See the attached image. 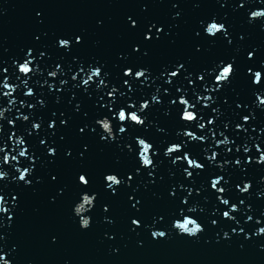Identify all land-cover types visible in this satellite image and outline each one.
I'll return each mask as SVG.
<instances>
[{
  "label": "snow or ice",
  "instance_id": "1",
  "mask_svg": "<svg viewBox=\"0 0 264 264\" xmlns=\"http://www.w3.org/2000/svg\"><path fill=\"white\" fill-rule=\"evenodd\" d=\"M216 3L220 9L226 7L224 0H216ZM247 3L248 0H233L228 6L234 13L244 10L242 26L257 27L264 32V7L249 10ZM256 4H264V0H256ZM154 6L152 0H136L134 7L138 11L125 13L123 23L132 39L125 50L116 53L117 62L111 67L100 58L85 59L77 54L87 43L84 30L53 34L51 46L60 55L43 69L39 64L43 63L42 58H50V53L48 45L40 44V40L48 33L34 35L33 42L22 47L20 54L11 59L14 78L19 84L10 82L9 67L0 62V98L7 99L8 105L18 103L20 109L28 112L25 115L17 110L14 118H8L6 112L10 109L0 107V122L6 121L10 127L7 140L12 142V150L17 153L10 156L5 151L8 145L0 139V180L8 176L3 169L7 165L15 171L14 182L35 192L36 185L44 183V177L38 174V166L54 165L58 159L78 161L79 166L72 173L71 188L63 182L59 172L50 171L48 183L55 186L54 195L49 197L50 204H56L58 198L72 191L71 213L79 231L91 228V213L97 207L102 190L107 195L99 207L107 224L115 223L112 205L123 194L129 232L139 235L146 231L157 242L167 240L173 234L198 242L206 228L197 212L199 205L195 198L207 201L210 196L214 197L216 203L210 217L239 224L236 214L241 211L239 206L245 205L252 188L247 169L253 165L264 166V141L259 144L253 141L249 145L251 137L247 136L250 128L264 132V126L256 127L257 110L264 113V57L257 55L256 47L243 46L248 33L235 30L227 13L209 12L196 19L188 52L164 60L153 71L143 59L152 56L163 43L174 47L179 35L177 29L183 22L180 0H168L167 18L153 15L151 9ZM201 6L202 0H192L193 9ZM40 8L34 15L37 24L44 22L43 6ZM95 24L97 28L103 27L101 19H96ZM217 43L231 49V53L216 56L193 68V62ZM113 69L117 70L115 75ZM42 73H46V77ZM34 76L41 77L43 83L34 80ZM237 77L246 81L254 96L251 108L238 94L231 104L224 95ZM45 87L47 94L41 91ZM18 91L22 99L14 95ZM47 96L52 98L54 105L66 103L71 110L56 107L49 109L47 117L41 116L39 111L47 106ZM84 100L91 103V110L85 109ZM225 106L231 110L230 119H221ZM155 108L175 121L177 130L171 138L157 141L147 134L149 129H154L167 137L165 127L149 119ZM74 118H78L79 123L74 126L73 134L80 138L79 147L75 149L63 134L64 129L73 127ZM0 129H3L2 123ZM33 138L38 141L39 154L29 143ZM106 149L118 151L130 161V167H119L118 156L112 166L99 172L98 188L96 173L85 166V162ZM17 156L26 159L23 167L18 166ZM165 160L170 181L166 196L152 190L164 181L159 166ZM177 172L182 178L173 181ZM258 182L264 184V176H260ZM148 193L156 199L171 201L172 207L146 212ZM18 197V193L12 194L9 200L5 194H0V228L5 224L10 227L15 220ZM247 210L251 211V207ZM203 211V208L199 209V212ZM210 217L208 224L217 226L218 220ZM260 217L264 218V210ZM245 220L250 221L252 217L247 216ZM255 223L259 225L261 219ZM220 231L222 237L218 234L217 242L231 239L228 231ZM231 234L237 237L242 234L244 242L250 238L243 227L231 229ZM115 235V232L105 233L108 240L114 239ZM251 235H264V227L255 228ZM4 239L5 236L0 234V242ZM57 242L58 236L51 235L50 243ZM137 244L142 241L138 240ZM16 247L14 244L6 252L0 246V264H12L6 257ZM260 247L264 249V244ZM240 248L243 250V242Z\"/></svg>",
  "mask_w": 264,
  "mask_h": 264
},
{
  "label": "water",
  "instance_id": "2",
  "mask_svg": "<svg viewBox=\"0 0 264 264\" xmlns=\"http://www.w3.org/2000/svg\"><path fill=\"white\" fill-rule=\"evenodd\" d=\"M135 2L136 0H0V62L9 67L10 82L19 84V81L14 78L11 59L20 54L22 47L33 42L34 35L43 32H47L48 35L41 36L40 44L48 45L47 50L50 53V58H42L43 63L39 64L41 69L51 64L60 55L51 46L53 34L69 30H84L87 34L86 46L78 51L79 56L85 59L100 58L111 67L113 63L117 62L116 53L125 50L128 42L132 39V36L125 30L123 20L125 13L138 11V8L134 7ZM167 2L168 0H152L155 5L151 9L152 14L167 18L169 15ZM224 2L226 7L220 9L216 0H202V6L193 9L192 0H180L183 8V22L177 29L179 35L176 45L172 47L166 43L161 44L154 54L144 58L143 62L149 63L153 71H156L164 60L187 53L191 30L195 26L196 19L209 12L217 11L221 14H228L235 30L248 33L243 42L245 48L252 45L256 47L257 55L264 57V32H260L257 27L242 26L244 10L234 13L228 6L232 4L233 0H224ZM40 6H43L44 22L37 24L34 15L35 11L41 10ZM246 7L252 10L256 7H264V4L257 5L256 0H248ZM96 19L103 21L102 28L96 27ZM231 51V49H226L222 43H217L211 46L207 54L195 60L192 66L198 68L216 56L230 54ZM65 59L67 60L68 57ZM73 71H75L74 68ZM112 71L113 75L117 72L116 69ZM42 76L46 77V73H42ZM33 79L43 83L41 77L34 76ZM20 90L22 91V86ZM150 90L154 89L150 88ZM41 91L47 94L46 87ZM237 94L240 100L247 103L250 108L253 107L254 96L242 77H237L231 87L224 92L230 104ZM14 95L20 99L23 98L19 91ZM47 99V106L39 111L43 117H47L49 109L56 107L61 110H71V106L66 103L54 105L50 96H47ZM83 103L86 110H91L89 101L84 100ZM0 107L10 109L6 112L8 118H14L17 110L25 115L28 114L26 109L19 108L18 103L8 105L5 98H0ZM222 111L224 117L221 119L231 118L230 108L225 106ZM257 116L256 127L264 126V113L257 110ZM149 119L158 122L159 126L166 129L167 137L156 133L154 129L148 130L147 134L157 141L171 138L177 130L175 121L164 117L159 108L151 110ZM0 123L3 124V129H0V139L8 145L5 151L10 156L17 155L16 151L12 150V142L7 140L10 127L6 121ZM78 123L79 119L74 118L73 127L63 130L66 141L74 146V149L78 148L80 144V138L73 134L74 126ZM41 134L43 135V131ZM247 136L251 137L248 140L249 145L253 141L257 144L264 141V132L254 131L251 128ZM29 143L31 148L39 154L38 141L33 138ZM196 150L194 148V151ZM118 156H120L119 167L122 169L130 167V161L114 149H106L103 153L85 162V166L96 173L98 188H100L99 172L105 167L112 166ZM17 161L18 166L23 167L26 164L25 158L17 156ZM78 166V161L60 159L54 165L38 166V174L44 177V183L36 185L35 192L14 182L12 180V176L15 175L14 169L7 165L3 166V169L8 172V176L6 179L0 180V194H5L6 199L9 200L12 194H19V207L15 213V220L10 227L5 224L3 228H0V234L5 236L4 241L0 242L3 250L7 252L14 244L17 246L14 252L6 257L12 260V264H29V261L31 264H65V262L67 264H264V249L260 247L264 244V235L258 237L251 235L255 228L264 227V218L260 217L261 210H264V194H259L264 193V184L258 182L260 176H264V166L253 165L247 169L252 180V188L245 205H240L241 211L236 214L239 224L221 220L216 216L210 217L212 207L216 203L214 197L210 196L207 201L200 197L195 198V202L199 205L197 212L203 218L206 228L198 242L175 234L167 240L157 242L152 240L146 231L140 232L139 235L129 232L128 212L123 203L126 197L123 194L112 205L115 223L107 224L102 219L99 207L100 201L107 195L102 190L99 193L97 207L91 213L93 217L91 228L87 231H79L71 213L72 191L67 192L62 198H58L56 204H50L49 197L54 195L55 186L48 183V173L50 171L59 172L63 182L69 184L71 188L72 173ZM168 170V162L165 160L159 166V174L164 177V181L152 189L158 193H164L165 196L166 188L170 182ZM181 178V174L177 172L172 179L174 181ZM233 195L236 193L233 192ZM8 206L10 207V204ZM248 206L251 207V211L247 210ZM171 207L172 202L167 199H156L151 196V193L146 196L145 210L148 213L168 210ZM200 208L204 209L202 213L199 212ZM247 216H251L252 220L246 222ZM209 217L217 219L218 225L210 226L208 224ZM257 219H261L259 225L255 223ZM237 227H243L249 233L250 238L247 242L243 241L242 234L239 237L231 234V229ZM220 229L230 233L229 241L220 239L217 242V235L222 237ZM113 232L116 233L114 239L108 240L105 233L112 234ZM53 234L58 236L56 244L50 243V237ZM138 240L142 241V244L138 245ZM205 240L208 242L205 243ZM242 242L244 243L243 250L240 248ZM112 248H116L117 251L112 252Z\"/></svg>",
  "mask_w": 264,
  "mask_h": 264
}]
</instances>
